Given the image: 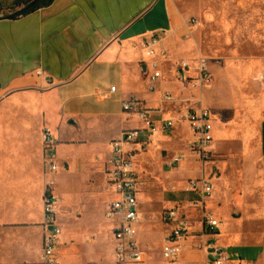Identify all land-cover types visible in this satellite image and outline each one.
<instances>
[{
  "label": "crops",
  "instance_id": "0c3cea01",
  "mask_svg": "<svg viewBox=\"0 0 264 264\" xmlns=\"http://www.w3.org/2000/svg\"><path fill=\"white\" fill-rule=\"evenodd\" d=\"M30 1L0 0V264L40 262L44 194L52 177L60 205L57 222L63 230L57 263H70L63 262V257L73 262L80 257L84 260L92 252L99 259L103 253L97 239L100 228L111 230L114 225L105 217V210L117 197L108 182L110 143L121 138L124 130L141 129V137L149 139L150 146L172 151L168 159L185 154L186 160L177 167L180 174L195 163L201 176L211 175L215 165L219 168L217 152L222 156L237 146L245 155L259 145L264 122L261 100L248 98L259 89L258 79L247 85L243 68L212 60L208 64L214 80L209 85L193 88L180 72L177 74L179 62L188 60L194 67L186 75L195 76L198 59L188 50L183 38L185 17L173 0H54L11 17ZM159 4L163 16L157 11ZM153 34L162 38L170 60L161 59L160 54L146 56L143 40ZM153 61L160 62L162 72L154 84L150 80ZM112 86L117 87L115 92H111ZM167 93L175 102L165 101ZM132 97L149 111L158 127L155 133H147L135 114L124 111L123 103ZM188 107L208 108L216 115L211 162L202 163L189 149L193 133L184 117ZM166 120L174 122L169 133L164 129ZM129 122L134 124L127 126ZM46 129L56 142V171L44 158ZM141 137L126 147L136 152L142 215L139 193L142 184H148L143 171L165 169L168 159L158 151H142ZM82 163L88 174L76 182L73 176L80 174ZM72 185L81 189L80 198L85 192L88 206L103 194L113 196L103 208L101 221L92 226L86 222L87 211L78 209L69 195ZM192 198L189 205L196 207L199 193L194 192ZM165 224L167 233L171 225ZM140 230L138 239L145 253L142 264H152L144 250L148 241ZM109 234L114 264L115 239ZM11 249L17 254L12 256Z\"/></svg>",
  "mask_w": 264,
  "mask_h": 264
},
{
  "label": "rangeland",
  "instance_id": "374dc122",
  "mask_svg": "<svg viewBox=\"0 0 264 264\" xmlns=\"http://www.w3.org/2000/svg\"><path fill=\"white\" fill-rule=\"evenodd\" d=\"M173 1L185 17L183 38L188 44L187 47L193 59L222 61L243 68L247 85H251L258 79L259 89L255 90L254 94H248V98L261 100L260 107L264 116V81L260 79L261 73L264 72V0ZM161 8L162 5L159 4L157 11L163 16ZM132 124L134 122L126 125L131 127ZM261 126L263 129V123ZM141 139L145 140L146 137L142 136ZM150 150L162 153L163 158L167 157V159L172 155V151L158 149L153 144L145 151ZM216 157H218L216 161L219 168L215 165L214 172L210 176L212 193L207 198V207L204 210L199 207H190L194 193L185 191V181L188 178H199L202 175L197 164L191 163V167L182 174L178 171V166L175 168L166 166L165 169L153 167L149 173L143 171L148 184L145 186L142 184L139 193L142 222L138 224V229H141V235L145 233L144 238L148 242L144 250L147 251L152 264H170L161 255L165 237L170 231L166 233L167 227L162 220V214L165 210L172 208H177L190 221L192 231L191 235L183 241L177 264H206L208 259L206 244L210 235L202 230L201 219L204 214L213 215L221 222L220 232L214 235L213 239L230 255V260L226 264H264L262 135L259 145L252 146L248 154H242L240 148L236 146L234 151L222 156L217 152ZM85 168L86 165L82 163L80 174L73 176L76 182L84 180L87 176ZM139 173L142 172L139 171ZM57 177L60 179L63 176L59 173ZM58 186L62 187L60 181H57ZM80 193L81 189L78 186L72 185L69 189V195L72 200L75 199L78 209L87 211L84 217L92 226L96 220L103 219V208L113 196L103 194L95 198L88 206V202L85 201V192L81 194L82 198L79 197ZM108 231L100 228L97 239L101 243L99 250L103 253L99 259L92 252V255L84 257V260L80 257L73 262L68 257H63L62 261H69V264H112V247ZM62 244L65 245L61 243V246ZM17 252L16 249H11L12 256Z\"/></svg>",
  "mask_w": 264,
  "mask_h": 264
},
{
  "label": "built area",
  "instance_id": "2783aa9c",
  "mask_svg": "<svg viewBox=\"0 0 264 264\" xmlns=\"http://www.w3.org/2000/svg\"><path fill=\"white\" fill-rule=\"evenodd\" d=\"M187 26V24H186ZM162 38L158 34H153L143 40L142 48L149 58H155L160 54L161 59L170 60L171 53L162 48ZM192 62L181 60L176 69L177 74L181 69L184 70V79L189 81L193 88L209 85L213 82L214 76L209 68L208 59L200 58L194 71L195 76H187V72L193 69ZM152 71L150 80L152 84L162 77L160 62H151ZM39 75H44L43 70H38ZM180 76V75H179ZM260 79L264 81V72ZM116 86L111 87V92H115ZM167 102H175L171 93L164 97ZM125 112L135 114L143 122L144 130L153 134L158 127L150 116L149 111L143 103L132 97L123 103ZM188 121L193 133V139L189 143L190 151L202 162L208 163L213 159L214 142V122L215 113L208 108H187L184 115ZM173 120H166L164 129L167 131L173 126ZM141 137V129L124 130L121 138L111 141L112 157L110 159V168L108 169V182L114 189L117 197L112 200L105 210V217L113 222V227L109 232L115 239V262L114 264H142L145 261V253L138 239V224L141 222L142 215L139 210L138 201V178L135 164L136 152L129 150L128 144L137 142ZM55 141L49 129L44 132V158L50 164L53 171L57 170L55 153L53 146ZM151 141L145 139L141 141V150L145 151L150 146ZM186 159L183 153L175 154L166 162L169 168H175ZM214 172V171H213ZM212 172V173H213ZM211 175H203L199 178H191L186 182V192H198L199 199L196 201V207L204 210L207 207V198L212 193ZM56 179L50 178L46 184L45 201V222L43 228L42 254L41 260L37 264H58L57 250L60 242V236L63 233L61 226L57 222V216L60 205L57 201ZM163 220L171 225V230L164 240L163 257L170 264H177L183 248V241L191 235L190 221L177 209H167L162 214ZM202 230L210 235L207 242L208 259L206 264H226L230 260V255L223 247L215 243L213 236L220 232L221 222L210 214H204L202 217Z\"/></svg>",
  "mask_w": 264,
  "mask_h": 264
},
{
  "label": "trees",
  "instance_id": "16d2710c",
  "mask_svg": "<svg viewBox=\"0 0 264 264\" xmlns=\"http://www.w3.org/2000/svg\"><path fill=\"white\" fill-rule=\"evenodd\" d=\"M53 1H54V0H39V1H38L37 3H35L32 7L23 10V11H22L21 13H19V14L14 13V14H12L11 17H13V16H14V17H15V16L17 17V16H19V15L28 14V13H30V12L36 10V9H39V8H41V7H44V6H48V5H50Z\"/></svg>",
  "mask_w": 264,
  "mask_h": 264
},
{
  "label": "water",
  "instance_id": "95a60500",
  "mask_svg": "<svg viewBox=\"0 0 264 264\" xmlns=\"http://www.w3.org/2000/svg\"><path fill=\"white\" fill-rule=\"evenodd\" d=\"M39 0H31L24 8H22L21 10H18L17 12H16V14H19V13H21L23 10H25V9H28V8H30V7H32L35 3H37ZM144 68L146 69V66L144 65ZM180 74H181V76H183L184 77V70L183 69H181L180 71ZM262 142H263V152H264V122H263V129H262Z\"/></svg>",
  "mask_w": 264,
  "mask_h": 264
}]
</instances>
